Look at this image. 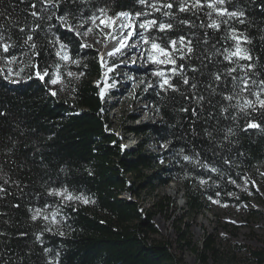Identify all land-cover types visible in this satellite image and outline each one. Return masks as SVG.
<instances>
[{
    "label": "trees",
    "instance_id": "1",
    "mask_svg": "<svg viewBox=\"0 0 264 264\" xmlns=\"http://www.w3.org/2000/svg\"><path fill=\"white\" fill-rule=\"evenodd\" d=\"M185 2L191 6L194 0H148V4L139 0H64L58 9L41 0H0V33L15 45L7 53L0 49V187L6 189L0 192V264H183L174 249L188 239L185 230L178 228L177 240L154 237L158 233L154 216L158 211L169 213L171 198L159 197L148 209L135 198L143 190L179 181L188 213L203 211L208 201L240 205L247 200L243 189L264 164V109L256 104L255 110L247 107L241 111L239 106L246 100L255 102L252 93L264 87L259 83L264 80V0H227L223 7L242 11L244 16L239 19L244 23L214 12L209 17L208 0H201L203 9L180 12L179 5ZM164 3L173 7L162 8ZM99 8L109 9L110 16L129 12L135 18L138 12L146 13L136 19L139 24L155 19L174 25L164 32L155 27L142 29L149 41H143L151 51L145 53L148 58L153 54L149 48L153 41L174 53L175 65L158 63L156 70L171 78L179 91L161 87L164 79L148 89L141 87L143 101L160 119L129 127L141 137L134 149L124 150L116 131L109 128L99 84L104 73L100 52L85 48L76 35L79 27L93 24L88 18L99 15ZM32 11L43 19L34 18ZM62 15L68 16L66 23L57 19ZM182 20L194 26L181 24ZM213 20L221 24L219 30L209 27ZM37 23L40 28L33 32ZM233 29L241 37V47L254 57L251 62L224 59L234 50ZM27 34L34 37V49L23 43ZM181 36L192 40L195 49L183 60L184 53L168 43ZM60 43L67 45L70 60L57 55H63ZM13 57L15 61L9 63ZM248 63L256 68L249 72L245 92L241 91L244 71L239 65ZM181 65L190 84L197 85L195 89L182 83ZM233 67L237 71L228 75ZM173 68L178 70L176 75ZM45 69L49 75L41 80L35 72ZM73 70L79 74L77 80L69 78ZM135 72L141 81L147 79L142 70ZM217 73L222 74V82L215 81ZM57 76L66 80L68 97L52 95L51 78ZM229 94L235 99L226 100ZM200 96L204 99L198 102ZM250 123L260 127H249ZM152 139L167 147L161 153L147 150ZM53 190H67L89 203L49 195ZM127 193L135 198H128ZM36 209H42L49 220H33ZM168 215L176 214L173 210ZM214 243L209 236L202 249L195 248L201 260L207 262L208 251L218 255ZM237 248L244 252L245 260L264 264V248L252 244Z\"/></svg>",
    "mask_w": 264,
    "mask_h": 264
},
{
    "label": "rangeland",
    "instance_id": "2",
    "mask_svg": "<svg viewBox=\"0 0 264 264\" xmlns=\"http://www.w3.org/2000/svg\"><path fill=\"white\" fill-rule=\"evenodd\" d=\"M130 22L136 26L134 30L121 29L119 27L123 23L121 19L112 29L104 27L99 20L96 24L79 27L82 34L89 28L92 29L87 35H81L83 44L87 45L84 47L99 51L103 57L101 61L104 73L99 82L101 97L107 111L106 115L110 119L109 128L116 131L124 150L136 148L141 138L129 131L130 126L152 124L160 119L151 105L143 101L144 91L141 87L148 89L153 87L155 82L160 83V80L165 79L157 75L158 63L153 62V59L145 54L147 50L151 51L141 38L143 30L139 28V23L135 18ZM101 30L104 35L96 32ZM113 36L119 37V40L113 39ZM125 36L128 39H124ZM120 41L125 46H122ZM117 48H120V51H115ZM158 57L162 56H156V59ZM137 69L142 70L141 75H145L147 79L141 81L135 72ZM70 73L71 80L79 78L75 70ZM51 89L60 97H68V84L63 78H58L55 84L51 83ZM166 147L167 145H160L152 139L147 150L161 153ZM257 170L254 181L243 189L247 200H243L240 205L208 201V207L203 211L188 213L185 211L187 203L183 185L179 181L158 186L156 190H143L137 198L130 193L125 196L138 199L145 209L150 208L159 197L167 195L171 198L169 213L158 211L154 216V223L158 228V233L154 237L177 240L178 228L185 230L188 239L182 241L181 246L179 242L174 244L179 245L178 249H174V253L183 264H256L245 260L244 252L237 247L240 244H252L264 248V164ZM173 210L176 215L169 217L168 214ZM209 236L216 241L214 246L218 250V255L208 251V260L205 262L200 259L196 249H202Z\"/></svg>",
    "mask_w": 264,
    "mask_h": 264
},
{
    "label": "snow or ice",
    "instance_id": "3",
    "mask_svg": "<svg viewBox=\"0 0 264 264\" xmlns=\"http://www.w3.org/2000/svg\"><path fill=\"white\" fill-rule=\"evenodd\" d=\"M62 2H64V0H41V3L43 5L51 6L53 8H57V9L60 7V4ZM139 2L141 4H148V0H139ZM226 3H227V0H208L207 7L209 9H211L212 11L208 12L207 15L209 17H211L212 13L214 12L219 17H228V18H236V19H239L240 17L244 16V13L242 11H240V12L229 11L226 7H223V5H225ZM149 6L153 9H155L156 11L161 10V8H158L156 4H150ZM204 6L205 5L201 3V0H194V3L191 6H189L186 2L181 3L179 5V11L180 12H187V11H191L192 9H203ZM31 7L33 9H35L36 4L33 3L31 5ZM161 7L166 8V9H171L173 7V5L171 3H164L161 5ZM97 11H98L99 15L93 14L88 18L89 20H91V22L93 24H96V21L99 20L100 24L104 25V27L112 29L114 27V25L116 24V21L123 18L124 22L121 23L119 26L121 29H123V30H134L136 27L134 24H132L130 22L133 19V15L129 12H119L113 16H110V15H108L109 9H107V8H99ZM31 15L34 18H36L37 20L43 19V17L36 11H32ZM143 15H146V13L138 12L135 14V19L139 20V18ZM164 15L165 16H171L172 14L170 12H164ZM47 19H49V20L52 19V16L49 15L47 17ZM57 19L66 23L68 16L62 15V16L57 17ZM85 22H87V21H85ZM239 22L244 23V20L239 19ZM180 23L187 25L189 27L194 26L188 20H182V21H180ZM223 23H227V20H224ZM99 26L100 25H96V27H99ZM201 26H203V25H201ZM153 27L157 28L160 32H164L166 30H172L174 25L171 22L160 23L155 19L142 21L139 24V28H141V29L151 30ZM209 27H212L213 29L219 30L221 27V24L216 22L215 20H213L211 22V24L209 25ZM39 28H40V24L37 23L35 25V28L33 29V32ZM68 28L70 31H75V29H73L71 25H68ZM20 31L23 33L24 28H21ZM91 31H92L91 28H89L87 30V32H85L83 34L80 33L79 31H76V35L77 36L87 35V33L91 32ZM105 35H107V34H105ZM112 38L119 40V37H116V36H113ZM141 38L144 39L145 43H149L147 38H145L143 36ZM124 39H128V37L125 36ZM232 39H234L236 41L235 46H234V50L230 51L226 55H224V59L228 60L232 63H238L239 60H246V61L251 62L254 59V57L250 54L248 49L241 47V37L235 35V29H233ZM244 40L247 41V38L245 37ZM33 41H34L33 35L27 34L23 43H24V45H29L31 48L34 49L36 47V45ZM120 42H121L122 46H125V45H123L122 41H120ZM168 43L171 45V48L174 49L176 52L184 53L180 56V59H182V60L187 59L192 54H194L195 49H194L192 40L187 39L183 36H181L175 40H170ZM204 43L207 44L208 41L205 40ZM178 45H183V48L178 47ZM14 46H15L14 44H11L6 40L3 33H0V49H2L3 52L7 53L9 51V49L14 47ZM84 46H87V45H84ZM60 48L63 51V55H61V52H57V55L60 56V58L64 61L70 60L71 57L68 55V53L66 51L67 45L64 43H60ZM151 49L153 50V54L150 58L153 59V62L160 63V64H172V65L176 64V59L174 58V53L169 50L167 45L162 47L161 44L153 41V42H151ZM115 51H120V48H117ZM112 54L113 53H109V55H112ZM156 56H162L163 59H156ZM15 59L16 58L13 57L12 60H10L8 62L12 63L15 61ZM101 60H103V57H101ZM32 67L35 68L36 66L33 65ZM239 67L242 71H244V77L240 78V83L243 85L241 91L247 92L249 89V80L251 79V77L249 76V72L253 71L256 68V65L253 63H248V64H244V65H239ZM182 68H183V65L180 66L181 71L179 72L182 83L184 85H190V87L192 89H195L197 87V85L195 83L190 84L189 78L187 76L183 75ZM192 71H197V69L193 68ZM236 71H237V68L233 67L229 70L228 75H231L232 72H236ZM172 72H173V75H176L178 73V70L176 68H173ZM18 74L19 73H17V75ZM35 75L39 79L43 80L45 78V76L49 75V73L46 69L42 70V71L37 70L35 72ZM69 75H72V73H69ZM157 75H159L161 77H165L164 72H159V73H157ZM214 79L217 82H222V74L221 73L215 74ZM237 79H238L237 77H233L234 81ZM57 82H58V76L56 78H51V83L55 84ZM252 83L255 84L256 82L252 81ZM259 83H260V85L264 86V80H261ZM164 85H167V88H170L173 91H177V92L179 91V87L171 82V78L165 77L161 87H163ZM236 86L237 85L234 83L233 88H235ZM209 87H211V85H209ZM262 93H264V87L261 88V91H257V92L252 93V95H255L256 101L253 102L251 100H246L244 105L239 106L241 111H243L247 107H251L253 110H255L256 104H259V107L264 109V99H261ZM52 95H56V93L53 92ZM224 98L228 101H232L235 99L234 95H232V94H229V95L225 96ZM203 99H204L203 96L198 97V102L202 101ZM182 111H187V109H182ZM192 111H193V115H196L195 109H193ZM223 111H227V108L223 109ZM249 127L258 128V127H260V125L255 124V123H250ZM229 134H231V130H229ZM184 159L190 160V157L185 155ZM212 171H216V169L213 168ZM233 183H234V181H233ZM0 192H6V189L0 187ZM49 195H58V196H63L67 200L78 199V200H82L84 203H89V200L87 198H85L83 196L74 197L72 194L67 193V190H64L63 192H58L56 190H53L52 192L49 193ZM17 207H19V205H17ZM39 217H42L45 221L49 220V216L44 215L42 209H36L35 213L32 216V219L36 220ZM52 220L53 221L55 220V214L52 215ZM37 239H39V237H37ZM46 251H48V250H46Z\"/></svg>",
    "mask_w": 264,
    "mask_h": 264
},
{
    "label": "bare ground",
    "instance_id": "4",
    "mask_svg": "<svg viewBox=\"0 0 264 264\" xmlns=\"http://www.w3.org/2000/svg\"><path fill=\"white\" fill-rule=\"evenodd\" d=\"M118 21H119V20H117L116 23H118ZM121 22H124V21H123V18H121Z\"/></svg>",
    "mask_w": 264,
    "mask_h": 264
},
{
    "label": "water",
    "instance_id": "5",
    "mask_svg": "<svg viewBox=\"0 0 264 264\" xmlns=\"http://www.w3.org/2000/svg\"><path fill=\"white\" fill-rule=\"evenodd\" d=\"M128 198H130V199H131L132 197H131V196H129Z\"/></svg>",
    "mask_w": 264,
    "mask_h": 264
}]
</instances>
